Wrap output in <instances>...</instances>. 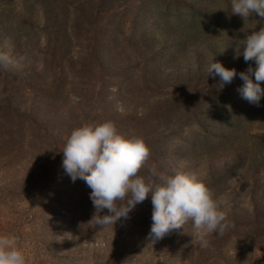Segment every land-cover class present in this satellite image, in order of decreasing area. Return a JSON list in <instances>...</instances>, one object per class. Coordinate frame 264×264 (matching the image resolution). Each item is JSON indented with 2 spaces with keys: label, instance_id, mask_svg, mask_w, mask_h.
<instances>
[{
  "label": "rangeland",
  "instance_id": "1",
  "mask_svg": "<svg viewBox=\"0 0 264 264\" xmlns=\"http://www.w3.org/2000/svg\"><path fill=\"white\" fill-rule=\"evenodd\" d=\"M261 27L255 13L233 14L232 0H0V54L10 60L0 65V139L25 147L14 164L12 143L0 148V235L16 237L26 264H264V98L251 104L239 75L221 90L207 72L213 61L255 68L243 45ZM105 121L149 148L138 171L146 183L177 172L202 182L225 214L223 235L202 246L189 220L155 238L150 197L97 226L91 189L65 173L62 151L74 128ZM52 140L59 151L47 153ZM35 163L56 165L54 241L25 224L34 200L18 187L33 189L22 177H37Z\"/></svg>",
  "mask_w": 264,
  "mask_h": 264
},
{
  "label": "clouds",
  "instance_id": "2",
  "mask_svg": "<svg viewBox=\"0 0 264 264\" xmlns=\"http://www.w3.org/2000/svg\"><path fill=\"white\" fill-rule=\"evenodd\" d=\"M232 13L249 17L251 13L264 18V0H232ZM243 58L253 61L244 72L228 69L219 61L208 67V76L219 78V89L230 84L237 75L244 82L238 89L243 99L259 106L264 98V27L244 40ZM10 63L0 54V65ZM254 76L255 82L251 78ZM62 168L75 182L85 181L91 189L90 199L96 210L92 220L105 227L120 218H128L135 207L151 198L152 224L150 234L163 238L173 230L192 221L202 246L209 233L223 235L229 227L225 214L219 210L207 187L194 176L177 172L157 175L146 183L138 175L150 150L142 138H125L118 134L113 122L85 124L74 128L63 148ZM107 210L108 214L101 215ZM0 264H26L15 236L0 235Z\"/></svg>",
  "mask_w": 264,
  "mask_h": 264
},
{
  "label": "trees",
  "instance_id": "3",
  "mask_svg": "<svg viewBox=\"0 0 264 264\" xmlns=\"http://www.w3.org/2000/svg\"><path fill=\"white\" fill-rule=\"evenodd\" d=\"M11 92V91H9ZM6 93H8V91H6ZM7 105V104H6ZM8 106H13V101L9 100L8 101ZM9 109V108H8ZM3 110V109H1ZM0 110V112H1ZM20 115V114H19ZM13 128H15V130H17L16 132H14V135L17 136L18 139H20V134L19 132L24 131V126L22 124H18V123H14ZM47 134H45L43 137L46 138ZM42 137V138H43ZM55 139V138H53ZM53 141V140H52ZM12 143L11 145H9V148L12 149H17V151H11V153L9 152L10 157L12 159L9 160L10 163L14 164L16 163V159L21 156L22 153V148H25L23 146L18 147L15 145V139L14 140H7L6 138H4V140L0 139V148H2L3 146H6L7 144ZM42 148H44L43 150L47 153H55L59 151V144L56 141H53V143H49V141H46V144L42 145ZM6 149H3V151ZM43 156H39L37 158V161L40 160V164L44 163L43 161ZM16 158V159H15ZM48 163V162H47ZM39 163H35V170H37V177H35V175H31V171L23 173V175H25L24 177H22L23 180H26L29 185L33 187V189L28 190V188H26V190L24 191V186L18 187L20 188L18 191L20 194H29L31 193V196L33 197L34 200V204L32 207V211L30 212V219L29 221H25V224L27 226V228L30 230L31 233H37V231H40V233L43 235V237H45L46 239H51V241H54V232H55V226H54V222H55V216L58 215L57 214H51L49 211H47V209H49L50 207L53 206L54 202H57V197L59 195H61V191L60 189H56L55 185L53 184L52 178L48 179V176L51 177L52 170H50L51 168H55V163L50 164V166H48L47 168H42L40 166ZM54 166V167H53ZM8 168H5L3 170V172L6 174L7 171H5ZM14 172L19 171V169L17 167H10L9 168V172L10 174H12V171ZM54 171V170H53ZM45 178V179H44ZM44 180V181H43ZM15 182H20L19 179H14L13 183ZM44 184V185H43ZM22 185V184H21ZM39 185H43L42 188L39 187ZM1 197V195H0ZM87 201H85V203L82 205V207L84 208L82 213L85 212V207L87 206ZM55 219V220H54ZM47 220H51L52 223H46ZM79 219H75L72 223L73 225H77L79 224L78 221ZM40 234V235H41ZM53 235V236H52ZM45 241V240H44ZM42 240V244L41 246H45V242ZM39 245V246H40Z\"/></svg>",
  "mask_w": 264,
  "mask_h": 264
}]
</instances>
